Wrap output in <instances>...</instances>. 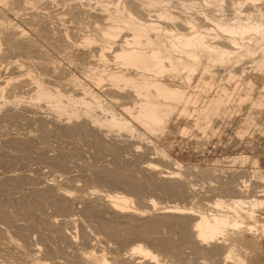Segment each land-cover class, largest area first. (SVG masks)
<instances>
[{
	"label": "bare ground",
	"instance_id": "1",
	"mask_svg": "<svg viewBox=\"0 0 264 264\" xmlns=\"http://www.w3.org/2000/svg\"><path fill=\"white\" fill-rule=\"evenodd\" d=\"M3 60L1 123L39 128L10 136L0 126V150L27 158L54 137L79 152V135L96 161L57 149L38 154L48 174L0 173V191L11 190L0 198V264L263 259L257 159L230 157L251 170L184 166L162 142L176 127L184 138L216 135L247 103L264 109V88L254 96L264 83V0H0ZM251 107L239 136L256 119ZM109 154L113 165L102 161Z\"/></svg>",
	"mask_w": 264,
	"mask_h": 264
},
{
	"label": "rangeland",
	"instance_id": "2",
	"mask_svg": "<svg viewBox=\"0 0 264 264\" xmlns=\"http://www.w3.org/2000/svg\"><path fill=\"white\" fill-rule=\"evenodd\" d=\"M20 55L17 54V56H18L17 60H19V57H22V55L21 56ZM17 56L15 58H17ZM15 58L11 57V59H14V63L16 64V62H15L16 59ZM25 58L26 59H31V58H27V56ZM25 58H24V55H23V58H20V59H25ZM9 59L8 58L6 59L8 65L6 64L5 60H3L5 62V64H4V62L2 63V65L4 64L3 65L4 67H2V65H1V67H0L1 71H3L2 69H4L6 67V65H7V67H9L8 71H17L18 67L17 68L14 67V65H15L14 63L12 64L13 65L12 66L11 65V60L8 63ZM33 60L31 59L32 63H31V61L28 60V62H30L29 64L33 65L35 63V61H33ZM9 65H11V66H9ZM15 66H17V65H15ZM7 67H6V69L4 71H7V69H8ZM13 67L16 68V70L15 69L12 70ZM255 84H256L255 85L256 89L254 91V96L257 98L260 95L262 96L264 94V91L262 92L263 94L260 93L263 90V88H264V83L261 80H256ZM251 106L252 105L250 103H247L246 105L243 106V109H242L241 113H239L238 115H235L234 117L229 118V119H227V120H225L223 122H219L220 124L219 123L218 124L220 126H218V127L220 129H219L218 133H216V135L215 134L214 135L210 134V136H206L208 138H206L205 136L203 138V134H198L199 137H193V138L192 137H185L184 138V137H180L181 136L180 129H178L176 127V128H174V133L171 134V136L168 138V140H163L162 143L167 146V149H168L169 153L171 154V156H173V159L178 160L184 166H188V165L192 164V165H198L199 167H201V166L202 167L203 166H211V167H213V166H215L217 164L218 166H222V167H225V168L227 167L229 169H230V167H231V169H232V167L235 168V169L236 168L237 169H247V170L254 169V167L251 164V162H249V163L247 162V163H245L243 165H241L242 163L241 164L240 163H236L237 165L234 164V166H233V162H229V160L231 159L230 157L245 155V156H249V157H251L253 159H257L258 166H259V168L262 170V172L264 174V109L260 111V109H254V108H258V107L254 106V108H253V106L252 107ZM250 107H251V109H254V111L256 113L258 111V113L256 114L252 110V112H253L252 117L254 119L255 118L256 119L254 120L253 124H249V126H251L250 128L248 127V124H245L248 127L247 128V132L244 133L243 135L239 136L237 131L239 130L241 125L242 126L244 125V122L242 121V118H244L247 115L248 111L250 110ZM22 108H23V106H22ZM22 108H21V110H23ZM17 109L19 111L20 107L18 108V106H16V110ZM0 118H1V115H0ZM25 119L26 118H24V119L21 118L20 119L21 121L19 120V122L11 123V124L7 123L6 121L3 122V124H2L1 121H0V124H1L0 126L2 128V125H3L4 128L2 130H5L6 132H7L6 129L8 128V133L7 134L8 135L10 134V136H14V135H16L18 133H25V132L26 133L27 132L28 133L29 132L38 133L37 130H36V129L39 128L37 123L34 122L32 124L31 123L28 124L27 123L28 120L27 119L25 120ZM12 133H13V135H12ZM80 137L81 136L78 135V137H76L77 139L75 140L76 142H78L77 145L80 147L79 152L78 151L74 152V149H73L74 148L73 147L74 144H71L70 139L68 140V138H63L62 140L58 141L54 137L47 139L46 142L40 143L41 142L40 141V142L35 143V145H33L34 146L33 147L34 150H33V148H31L32 151H31L30 157H29V155H27L26 156L27 158H24L23 156H25V155H23L21 151H20L21 152L20 153L19 150H17V149L10 148V147L9 148H6V147L2 148L4 151L2 152V149L0 150L1 153H2V155L0 153V173H2V175H4V173L8 174V173H11V172L12 173L16 172V173L22 174V175H29L30 174V175H33V176H37V175L41 176L43 174H48L47 171L50 170L51 167H48L50 165H48L47 162L43 158H39L40 155H38V154H43V153L55 154V152L57 153L61 149H66V150H64L65 152H67V153L69 152V154L71 153L72 156L70 158L73 160V162H78V164H84L85 161H86V163H89V160H90V163L91 162H95L96 160L93 159V157H92L93 149L91 148V145H89L82 137L81 138ZM6 138H8L6 135L5 136L0 135V145L4 143V140ZM192 141H193V143H192ZM46 145L49 146V147H47ZM170 145L172 146V149L169 147ZM61 146L62 147L64 146V147L61 148ZM54 147L55 148L57 147V148L55 149ZM50 148H52V149H50ZM57 149H58V151H55ZM90 150H92V151H90ZM53 151H55V152H53ZM41 152H43V153H41ZM49 152H51V153H49ZM19 153H20V155L21 154L22 155L20 156ZM134 153H136V152H134ZM113 155H115V154H113ZM129 155H130V157H132L133 152L130 153ZM107 157L105 158L106 161L102 160L103 163H105V162L109 163V161H110L111 162L110 164L113 165L114 164V162L112 161L113 158L111 159L110 154ZM113 157H114L113 160H116L115 157H117V155L113 156ZM74 158H76L75 161H74ZM151 160H153V158ZM226 160H228V162H224ZM102 161H100V163ZM157 161H159V160L156 159L155 162H157ZM97 163L100 164L99 161ZM77 170L79 172H81L79 170V167H75L74 168V172H76L75 174H77V173L80 174ZM51 178H53V177H51ZM198 179L199 178H197V180ZM199 180H201L203 182H206V181H204V179L202 180V178L199 179ZM199 180L197 182V184H198L197 187H199L200 184L202 183ZM255 181H256V179H255ZM253 182H254V180H253ZM80 183L82 184L83 180H81ZM201 186H202V184H201ZM201 186L199 188H201ZM3 190H2V192L0 191V194H2V195H0V198L3 197L5 194L7 195L8 192H6V191H9L10 189H6L5 190V188H4ZM15 191H14V193H15ZM17 192H18V190H17ZM14 193L13 192H9V195L13 194V197H15V195L16 196L19 195V193L18 194L17 193L14 194ZM9 197H11V196H9ZM78 240H81V239H78ZM262 258L263 259L260 260L258 262V264H264V256Z\"/></svg>",
	"mask_w": 264,
	"mask_h": 264
}]
</instances>
